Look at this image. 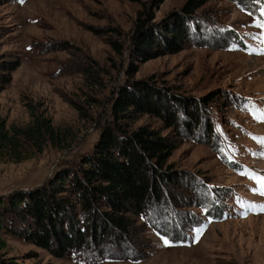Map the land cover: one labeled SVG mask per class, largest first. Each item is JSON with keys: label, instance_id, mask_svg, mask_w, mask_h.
<instances>
[{"label": "rangeland", "instance_id": "rangeland-1", "mask_svg": "<svg viewBox=\"0 0 264 264\" xmlns=\"http://www.w3.org/2000/svg\"><path fill=\"white\" fill-rule=\"evenodd\" d=\"M185 2L165 0L155 21ZM262 6L264 0H208L190 20L183 50L143 62L130 40L139 2L0 0V61H21L0 92V121L24 127L35 110L73 132L63 149L49 143L22 162L0 160V196L79 169L111 120L112 97L132 80L170 93L179 117L175 131L150 114L132 125L180 137L169 161L177 200L137 216L130 236L140 243L136 258H118V246L109 245L108 254L99 247L57 258L3 233L8 256L26 264H264V195L253 191L264 180V28L254 24L264 19ZM178 96L184 106L174 103ZM192 113L199 117L194 129ZM34 253L38 258L29 257Z\"/></svg>", "mask_w": 264, "mask_h": 264}, {"label": "trees", "instance_id": "trees-1", "mask_svg": "<svg viewBox=\"0 0 264 264\" xmlns=\"http://www.w3.org/2000/svg\"><path fill=\"white\" fill-rule=\"evenodd\" d=\"M132 1L142 7L130 38L131 51L145 62L183 50L191 40L189 22L208 0H186L160 21H155V11L165 0ZM111 44L121 51L116 40ZM20 65L19 59L0 61V92ZM138 68L134 66L131 74ZM170 97L145 80L125 83L112 97L111 120L101 127L93 151L83 156L79 169H62L39 187L0 196V264H26L4 251L8 245L3 233L19 236L57 258L99 247L108 254L107 245L118 246V258H136L133 249L140 243L130 236L137 216H147L154 205L177 200L171 191L179 183L169 161L180 137L179 132L163 134L146 124H132L150 114L175 131L179 117ZM174 100L185 104L179 96ZM30 116L24 127L0 121V160L22 162L43 152L49 143L63 149L72 138L71 129L55 126L50 117L35 110ZM190 117L194 129L199 117L195 113ZM171 241L178 242L174 237Z\"/></svg>", "mask_w": 264, "mask_h": 264}, {"label": "snow or ice", "instance_id": "snow-or-ice-1", "mask_svg": "<svg viewBox=\"0 0 264 264\" xmlns=\"http://www.w3.org/2000/svg\"><path fill=\"white\" fill-rule=\"evenodd\" d=\"M21 2H23V0H21ZM259 15L261 18H264V6L260 8ZM254 24L258 28H264V19H257L254 21ZM261 35H264V33H261ZM253 191L260 192V194L264 195V180L261 181L260 187H258L257 189H253ZM260 209L261 211H264V205H261ZM164 243L165 245H168L169 241L165 240Z\"/></svg>", "mask_w": 264, "mask_h": 264}]
</instances>
